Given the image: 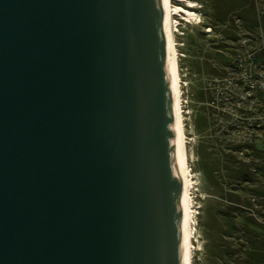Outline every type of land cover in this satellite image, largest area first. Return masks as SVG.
Wrapping results in <instances>:
<instances>
[{
	"label": "water",
	"instance_id": "1",
	"mask_svg": "<svg viewBox=\"0 0 264 264\" xmlns=\"http://www.w3.org/2000/svg\"><path fill=\"white\" fill-rule=\"evenodd\" d=\"M0 264H184L163 0H0Z\"/></svg>",
	"mask_w": 264,
	"mask_h": 264
},
{
	"label": "rangeland",
	"instance_id": "2",
	"mask_svg": "<svg viewBox=\"0 0 264 264\" xmlns=\"http://www.w3.org/2000/svg\"><path fill=\"white\" fill-rule=\"evenodd\" d=\"M194 1V7L172 1L198 15H174L172 20L184 141L193 183L192 263L232 264L246 260V264H264V196L259 195L264 188V147L256 143L258 150H254L244 130L230 136L225 129L227 123L217 120L220 114L216 107L222 98L215 101L220 95L215 96L216 90L226 85L229 60L241 48L246 34L251 29L256 33L264 31V0H252L261 24L256 17L251 26L243 20L251 15L247 8L243 11L235 6L226 14L231 17L227 21L219 9L222 0ZM248 19L252 21V17ZM202 89L206 92L204 98L200 96ZM233 159V165H245L249 180L236 177L235 171L230 174L229 170H233L227 164Z\"/></svg>",
	"mask_w": 264,
	"mask_h": 264
},
{
	"label": "built area",
	"instance_id": "3",
	"mask_svg": "<svg viewBox=\"0 0 264 264\" xmlns=\"http://www.w3.org/2000/svg\"><path fill=\"white\" fill-rule=\"evenodd\" d=\"M259 20V19H258ZM261 24L259 21L258 25ZM264 31L247 33L235 57L229 60L225 87L216 90L217 120L227 123L230 136L244 130L254 146L264 147ZM224 88H227L226 90ZM225 108L222 105H226Z\"/></svg>",
	"mask_w": 264,
	"mask_h": 264
},
{
	"label": "bare ground",
	"instance_id": "4",
	"mask_svg": "<svg viewBox=\"0 0 264 264\" xmlns=\"http://www.w3.org/2000/svg\"><path fill=\"white\" fill-rule=\"evenodd\" d=\"M173 0H163L166 17L167 33H168V59L172 78L177 134H178V148H179V162H180V179H181V197L184 223V264L192 263V238L195 236V222L193 217V205L191 197L192 188V174L189 171L187 164L186 145L183 133V116L181 110V88L178 79L177 56L174 39V31L172 20L174 15H184L187 18L198 16L191 9L172 4ZM186 2L188 7L197 5L194 0H176ZM199 21V20H198Z\"/></svg>",
	"mask_w": 264,
	"mask_h": 264
},
{
	"label": "trees",
	"instance_id": "5",
	"mask_svg": "<svg viewBox=\"0 0 264 264\" xmlns=\"http://www.w3.org/2000/svg\"><path fill=\"white\" fill-rule=\"evenodd\" d=\"M220 2H221V5H220V8L219 9L221 10V13L223 14V16H224L225 19L231 18L230 16H227L226 14L228 12L232 11L235 6H239V8L241 10H243L244 8H247V11H250L249 13H251L250 17H252V21L250 19H248L250 17L243 19V20H245V24L246 25H248V26L254 25L253 24L254 23V20L253 19L256 18V17H257V19H259L261 21L259 15L257 14V10L252 8L254 6V3L252 2V0H222ZM244 6H247V7H244ZM240 17L243 18L242 16H240ZM248 26H247V28L250 29L251 27H248ZM250 31H252V29ZM201 52H202V50H200V53ZM197 55L199 56V54H197ZM201 88H203V86ZM201 93H202L200 95L201 97L203 96V94H206V92H203V89L201 90ZM202 98H204V97H202ZM202 98H201V100H202ZM201 100H200V102H201ZM254 150H258V149H254ZM205 159H206V157H203V160H205ZM224 161L227 163L226 160H224ZM235 161H236V159H233L231 161V163L227 164V165L231 166L230 168H232V170H233V171L229 170L230 171V174L233 175L232 172L235 171L238 174V175L237 174L235 175L236 177H240V178H243L244 177V180H246V181L249 180L250 179L249 178V174L246 171H244L245 165H243V166L239 165V167L238 166H235V165L232 164V162H235ZM231 177H233V176H231ZM263 183H264V181H263ZM259 192H260L259 195H262V197H263L264 196V188L262 189V191H259ZM240 203H241L240 207L242 206L241 208L243 209L244 206H246V205H244L243 202H240ZM245 225L247 227L248 224L246 223ZM202 227H204V226L202 225ZM243 229H246V228L243 226ZM226 257L228 258L229 255H226ZM229 262H231V261H229ZM232 264H246V260L243 261V262H241L240 260H237V261L233 262Z\"/></svg>",
	"mask_w": 264,
	"mask_h": 264
},
{
	"label": "flooded vegetation",
	"instance_id": "6",
	"mask_svg": "<svg viewBox=\"0 0 264 264\" xmlns=\"http://www.w3.org/2000/svg\"><path fill=\"white\" fill-rule=\"evenodd\" d=\"M227 21H229V19H227ZM226 163V162H225Z\"/></svg>",
	"mask_w": 264,
	"mask_h": 264
}]
</instances>
